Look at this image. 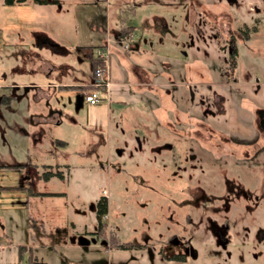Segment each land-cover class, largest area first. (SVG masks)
Instances as JSON below:
<instances>
[{
  "label": "rangeland",
  "instance_id": "rangeland-1",
  "mask_svg": "<svg viewBox=\"0 0 264 264\" xmlns=\"http://www.w3.org/2000/svg\"><path fill=\"white\" fill-rule=\"evenodd\" d=\"M211 2L202 12L193 0H0V86L38 82L44 63L68 82L38 102L17 87L21 99L0 105V264H178L155 256L173 235L193 244L184 264H264V34L239 43L236 59L226 38L203 42L200 14L216 22L223 6L235 19L224 0ZM98 44L110 52L112 85L90 107V87L75 80H91ZM215 91L222 116L200 118ZM194 146L205 157L197 165ZM103 196L120 230L93 237L91 204ZM224 223L227 247L205 235ZM111 233L144 250H116Z\"/></svg>",
  "mask_w": 264,
  "mask_h": 264
},
{
  "label": "flooded vegetation",
  "instance_id": "flooded-vegetation-1",
  "mask_svg": "<svg viewBox=\"0 0 264 264\" xmlns=\"http://www.w3.org/2000/svg\"><path fill=\"white\" fill-rule=\"evenodd\" d=\"M50 1H59V0H50ZM195 3H200L201 4V10L210 9L215 5V3H212L211 0H205L204 2H201L200 0H193ZM224 3L226 6H229V8H235V19L231 17V15L225 11L223 6L217 7L219 8L218 15L216 18V22L211 20L209 18L208 14L205 11V14L202 13L199 15V18L196 19L198 23L196 24L197 30L200 34H205L203 36V42L208 41V36L212 35V39L220 41L223 37L226 38L225 41L228 45L229 49V54L230 58L236 59L240 56V51L239 49V43H244L245 45H248L252 41L261 38L262 35L264 34L262 32V28L264 26V0H224ZM55 5V4H53ZM218 6V5H215ZM206 7V8H205ZM247 11L250 13L252 16L249 19H244L240 17L241 13L245 14L242 11ZM203 16V17H201ZM235 21V22H234ZM201 28L204 29V32L201 30ZM207 30V31H206ZM204 54L207 53L206 50L203 52ZM54 68V67H53ZM94 71V69H93ZM93 74V73H92ZM93 80V76L91 78V82ZM91 84V83H90ZM90 84L85 86L86 88L90 87ZM207 84H205V88ZM24 89L23 95L25 96L26 94H30L33 96L34 100H39L38 99V90L33 89L31 85L25 83L23 86H16V85H6V86H0V105H5L6 107L9 106L12 102L20 100L22 95L18 93V88ZM50 90L52 92H58L57 87H52ZM2 91H4L7 94H2ZM204 95L201 96L199 99V102L203 105L205 104V99L203 98ZM196 100L195 95L191 94V97L189 99V107H188V112H189V119H191L192 116V101ZM225 101L224 96L222 93L219 91H215L213 97H210L209 101L205 104V109L201 112V117L200 118H207V116L210 117H215V116H222V108L221 104L222 102ZM235 101V99L233 100ZM236 105V104H235ZM191 112V113H190ZM257 116L259 119V124L261 128H264V109H260L257 112ZM192 120V119H191ZM201 121L200 127L206 128L205 123ZM199 131H194V133H198ZM199 148V147H198ZM154 150V149H153ZM196 150L198 151L197 147L194 146L192 149V155L191 158L194 161L193 165H197L200 162H203L204 156L202 154H198V156L193 155V151ZM174 163H170L169 165H158V168L164 169V168H169L173 167ZM54 174V173H52ZM48 175L47 179L53 178V177H58L59 172L55 173L54 175ZM52 175V176H51ZM37 178V177H36ZM106 195V192H105ZM106 199L107 203V212L106 215L102 218L100 221L99 219V212L101 210L102 206V200ZM129 201L127 200L124 203L125 207L129 206ZM111 202L109 203L108 197L103 196L98 200H95L91 204V210L92 213L95 214L96 219H97V225L93 226V232H90L93 237H96L98 235L99 230L103 229L104 227H107L108 231L112 230H117L119 231V225L118 223L115 224V221L117 220L114 218L112 215H109V211H112ZM121 208V207H120ZM127 213V211L124 209L122 211V214ZM124 217H127L126 215ZM123 217V218H124ZM213 230L212 234L209 233V228L208 230H205V235L209 236L212 238L213 241L223 245L224 247H227L229 244V239H228V230L229 227L227 226L226 223L220 225H211ZM114 227V228H113ZM195 227V226H193ZM100 228V229H99ZM113 228V229H112ZM263 239V238H262ZM161 245L159 247L153 248L152 250H155V256H157L162 262H173V263H178V264H184L188 261L189 258H193L196 256L193 244L191 243V240H187L186 238H183V240H180L177 236H170L168 237L165 241L160 240ZM129 244V243H126ZM131 248L129 250H123V251H143L144 249L141 246L144 245H136V244H129ZM148 250V249H146ZM119 251V250H118ZM151 252V251H150ZM154 253V252H153Z\"/></svg>",
  "mask_w": 264,
  "mask_h": 264
},
{
  "label": "crops",
  "instance_id": "crops-1",
  "mask_svg": "<svg viewBox=\"0 0 264 264\" xmlns=\"http://www.w3.org/2000/svg\"><path fill=\"white\" fill-rule=\"evenodd\" d=\"M96 46L99 47V46H103V45L102 44H98ZM95 60L96 59H94L92 61V65H91V72L92 73H93V62H95ZM62 72H64V71L62 70ZM29 73H30V75H35L37 72L35 70H32ZM38 73H39L40 77L37 76V75L34 76L35 78L38 77V82H33V83L29 84V85H31V87L33 89H37L38 90V99L39 100H36L37 102L40 101V100H42V99H47V98H48V100L50 99L48 97L50 94L47 93V91H48L47 89H50L52 87H57V88H61V87L65 88V87H68L67 86L68 82H67V80L65 78L66 77L65 74H63L61 72L59 73L58 69L57 68H53L51 64L44 63L43 67H41L39 69V72ZM78 80L79 79H76L75 80L76 83H77L75 85H76V87H78V89H80V87L84 89L85 86H87L88 84L91 83V80H88V82H86V83L85 82H79ZM84 102H85V100H84ZM86 104L88 106H90V107H95V106L89 105L88 103H86ZM55 114L58 117L57 118L56 117H53L52 122L55 121V123L57 125H60L62 123L61 122V119H60L61 113L58 112V111H56V109H55L52 112V115H55ZM31 117H32L31 120L34 121V123H36V124H39V123H47L48 124L49 122H51V120L50 121L47 120V119H49L51 117V115L50 116L49 115L48 116H45V115H37V114H34ZM63 145H65V143Z\"/></svg>",
  "mask_w": 264,
  "mask_h": 264
},
{
  "label": "built area",
  "instance_id": "built-area-1",
  "mask_svg": "<svg viewBox=\"0 0 264 264\" xmlns=\"http://www.w3.org/2000/svg\"><path fill=\"white\" fill-rule=\"evenodd\" d=\"M128 48V46H125ZM97 67L93 71L90 91L84 95V100L91 106L101 105L108 101L111 90V55L107 46L96 48Z\"/></svg>",
  "mask_w": 264,
  "mask_h": 264
},
{
  "label": "trees",
  "instance_id": "trees-1",
  "mask_svg": "<svg viewBox=\"0 0 264 264\" xmlns=\"http://www.w3.org/2000/svg\"><path fill=\"white\" fill-rule=\"evenodd\" d=\"M28 0H4V2H5V4H7V5H15V4H23V3H26ZM33 2L34 3H36V4H39V5H49V4H51V5H53V4H59V1H50V0H33ZM122 27H123V25H122ZM131 29L133 30H135V28L134 27H128V26H126L125 27V30H126V32H123L124 33V35L125 36H130L132 33H131ZM121 30H122V28H121ZM120 30V31H121ZM123 33H122V37H123ZM131 33V34H130ZM97 61H95V62H93V69H95V67H97ZM106 203H107V201H106V199L104 198L103 200H102V206H101V210H100V212H99V219H100V221L102 220V218L106 215V210H107V205H106ZM100 229V228H99ZM99 232L100 233H102V235L105 233V232H103V229H101V230H99ZM101 235V234H100ZM115 236V233H111V235H110V237H112L111 238V241L113 242V243H115V248H116V250H119V251H123V250H129L130 248H131V246L130 245H127L126 243H122L121 242V240L117 237V238H115L114 237ZM117 239V240H116ZM31 259L33 260L32 262H31V264H45V263H42V262H40V261H38V259L35 257V256H31Z\"/></svg>",
  "mask_w": 264,
  "mask_h": 264
}]
</instances>
